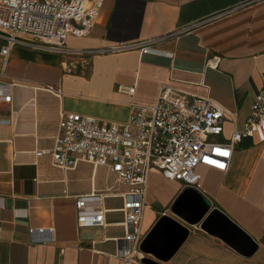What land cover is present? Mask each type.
I'll list each match as a JSON object with an SVG mask.
<instances>
[{
    "label": "crops",
    "instance_id": "crops-1",
    "mask_svg": "<svg viewBox=\"0 0 264 264\" xmlns=\"http://www.w3.org/2000/svg\"><path fill=\"white\" fill-rule=\"evenodd\" d=\"M184 27L190 29L180 33ZM146 41L157 51L134 47ZM3 45L0 38V73L12 101L0 102V264H130L120 257L130 245L122 210L129 187L105 166L53 165L62 115L127 123L133 105H153L161 85L170 84L220 103L227 115L219 138L229 139L244 128L263 86L264 0H105L93 32L70 35L63 48L17 45L5 60ZM196 170L197 186L150 173L144 239L163 217L188 234L171 257L143 250L144 259L264 264V141L238 142L227 172ZM95 192L103 193L105 224L80 227L77 198ZM195 206L206 208L200 220ZM214 209L252 238L253 252L238 250L221 229L204 227ZM162 229L159 244L168 240Z\"/></svg>",
    "mask_w": 264,
    "mask_h": 264
},
{
    "label": "built area",
    "instance_id": "built-area-1",
    "mask_svg": "<svg viewBox=\"0 0 264 264\" xmlns=\"http://www.w3.org/2000/svg\"><path fill=\"white\" fill-rule=\"evenodd\" d=\"M104 1L0 0V38L4 40L1 54L7 60L17 45L58 50L65 46L70 35H89L95 28ZM188 29L190 27H184L180 33ZM174 34L177 33L166 37ZM152 42L134 47L143 53L157 51ZM2 77L3 73H0V102H11L10 85ZM129 90L134 92L135 87ZM56 92L60 93V90ZM226 115L227 110L209 97L162 84L157 101L153 105H133L127 123L64 113L51 151L52 162L62 168H75L80 161L105 166L116 174L118 182L128 185L129 189L123 192L125 204L122 210L126 215L125 240L130 245L120 249V257L123 262L143 264L141 222L150 173L158 170L168 179L197 186L198 165L229 171L238 142L249 136L264 141V81L244 128L222 140L219 137L224 132ZM43 152L40 150L37 154ZM102 194L95 192L77 198L78 226L105 224Z\"/></svg>",
    "mask_w": 264,
    "mask_h": 264
},
{
    "label": "water",
    "instance_id": "water-1",
    "mask_svg": "<svg viewBox=\"0 0 264 264\" xmlns=\"http://www.w3.org/2000/svg\"><path fill=\"white\" fill-rule=\"evenodd\" d=\"M197 220H200V216L206 212L204 206L196 207L193 209ZM215 217H212L204 221V227H209L210 229L218 230L228 233L230 241L232 244L240 251L247 252L250 254L254 249H251L252 238L245 233L239 226H237L229 217H227L222 211L214 209ZM227 221V222H226ZM165 227L167 241L159 244L156 242L157 233L162 228ZM236 230V231H234ZM188 234V229L178 222L170 219L169 217H163L159 223L156 225L154 230L144 239L141 248L147 252H155L157 255L161 256L163 259H167L173 255V253L178 249L183 240ZM150 264H157L149 259H144Z\"/></svg>",
    "mask_w": 264,
    "mask_h": 264
},
{
    "label": "snow or ice",
    "instance_id": "snow-or-ice-1",
    "mask_svg": "<svg viewBox=\"0 0 264 264\" xmlns=\"http://www.w3.org/2000/svg\"><path fill=\"white\" fill-rule=\"evenodd\" d=\"M222 166V165H221Z\"/></svg>",
    "mask_w": 264,
    "mask_h": 264
}]
</instances>
